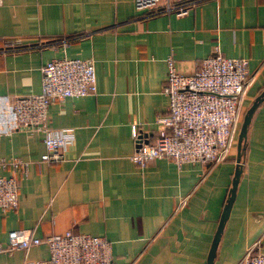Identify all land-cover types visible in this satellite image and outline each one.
<instances>
[{
    "label": "crops",
    "instance_id": "1",
    "mask_svg": "<svg viewBox=\"0 0 264 264\" xmlns=\"http://www.w3.org/2000/svg\"><path fill=\"white\" fill-rule=\"evenodd\" d=\"M186 4L179 16L164 11L163 2L139 10L132 0H0V94L37 93L40 66L62 55L90 57L95 73L94 92L47 105L48 125L74 135L62 160H39L40 131L0 135V155L27 162L26 175L16 179L15 208L0 210V243L9 229L32 228L37 237L69 229L107 239L115 264H204L229 193L235 140L219 162L177 166L161 157L139 167L129 159L130 125L151 141L155 116L166 113V56L187 74L215 45L224 56L247 60L252 77L242 116L264 88V0ZM16 39L21 48L6 45ZM238 161L211 264H239L247 248L264 252V98L250 115ZM11 173L0 166V176ZM47 254L41 242L0 252V264H29Z\"/></svg>",
    "mask_w": 264,
    "mask_h": 264
},
{
    "label": "built area",
    "instance_id": "2",
    "mask_svg": "<svg viewBox=\"0 0 264 264\" xmlns=\"http://www.w3.org/2000/svg\"><path fill=\"white\" fill-rule=\"evenodd\" d=\"M135 9H149L163 2L164 11L176 15L187 12V0L182 5H171L170 0H132ZM68 38L60 39L62 44ZM53 39L42 44H50ZM10 48H21L18 39L9 41ZM7 47L1 48L3 51ZM246 58L228 57L215 45L212 52L202 57L191 73L176 71L171 54L165 58L166 76L163 92L167 98L166 113L157 114L156 133L151 141L136 124L130 125L133 149L129 159L143 167L152 158L165 157L177 166L185 161L219 162L226 158L234 142L239 123L243 95L251 80L246 70ZM40 89L24 96L0 94V135L26 127L42 133L43 152L39 160L58 162L72 142L70 130L52 128L47 122V105L66 97H77L95 90V73L90 57L50 58L39 68ZM239 163V161H238ZM241 163V162H240ZM9 165L8 176H0V210L13 209L17 203L16 179L24 177L27 162L18 157L0 155V166ZM15 172L17 174H15ZM179 200V204L183 203ZM45 243V258L29 264H115L111 259L110 244L100 235L73 232L65 229L37 237L32 228L9 229L0 252ZM239 264H264V252L247 248Z\"/></svg>",
    "mask_w": 264,
    "mask_h": 264
},
{
    "label": "water",
    "instance_id": "3",
    "mask_svg": "<svg viewBox=\"0 0 264 264\" xmlns=\"http://www.w3.org/2000/svg\"><path fill=\"white\" fill-rule=\"evenodd\" d=\"M263 98H264V88L253 98V100L250 102V104L246 107V109L242 113V116H241V119H240V122L238 125V130L236 133V137H235V151H236V159L235 160H236V164H235L233 175L231 178V185L229 188V193H228V196L225 200V203L222 206L221 212L219 214L216 229H215V232L213 234L209 249L207 251V255H206L204 264H211V262H212V258H213L214 252H215V246H216V243H217V240L219 237V233H220V230L222 228L223 221L225 220V218L227 216V212H228L229 206L231 204V201L233 199L235 185H236V182L238 179V175L240 173V167H239L240 165L238 163V154H239L240 149L242 148V143H243V140L245 137V132H246V126H247L250 115H251L252 111L254 110L255 106Z\"/></svg>",
    "mask_w": 264,
    "mask_h": 264
},
{
    "label": "rangeland",
    "instance_id": "4",
    "mask_svg": "<svg viewBox=\"0 0 264 264\" xmlns=\"http://www.w3.org/2000/svg\"><path fill=\"white\" fill-rule=\"evenodd\" d=\"M245 110V109H244ZM240 122V121H239ZM238 125H239V123L237 124V128L235 129V136H234V140H235V137H236V133H237V130H238Z\"/></svg>",
    "mask_w": 264,
    "mask_h": 264
},
{
    "label": "trees",
    "instance_id": "5",
    "mask_svg": "<svg viewBox=\"0 0 264 264\" xmlns=\"http://www.w3.org/2000/svg\"><path fill=\"white\" fill-rule=\"evenodd\" d=\"M241 119V115H240V118H239V120ZM242 145H243V143H242ZM240 167V166H239Z\"/></svg>",
    "mask_w": 264,
    "mask_h": 264
}]
</instances>
